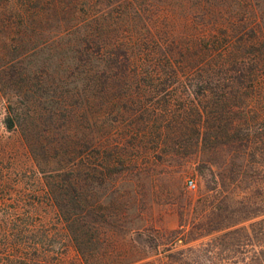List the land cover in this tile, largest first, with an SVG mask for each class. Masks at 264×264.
<instances>
[{"label": "trees", "instance_id": "16d2710c", "mask_svg": "<svg viewBox=\"0 0 264 264\" xmlns=\"http://www.w3.org/2000/svg\"><path fill=\"white\" fill-rule=\"evenodd\" d=\"M99 1L0 0L1 123L27 132L23 138L37 169L55 164L42 194L72 245V264L117 259L107 249L116 232L104 218L112 212L91 202L90 144L97 151L100 180L103 169L112 168L116 189L117 165L132 164L146 177L154 162L148 155L179 137H185V147L207 152L214 192L204 208L176 211L180 242L216 235L206 247L167 253L163 264H184L183 259L196 264L200 256L202 264H264V34L222 27L161 43L157 35L140 38L103 29L102 15H89ZM79 10L87 15L79 17ZM181 77L205 85L188 90L176 113L168 107L169 89L156 97L139 86ZM170 114L185 124L163 125ZM170 156L159 153L154 159ZM0 186H5L2 177ZM12 207L5 216L29 218L32 209ZM242 241L249 242L248 251ZM24 254L21 264L38 256L36 250ZM146 258L121 264H155Z\"/></svg>", "mask_w": 264, "mask_h": 264}, {"label": "rangeland", "instance_id": "374dc122", "mask_svg": "<svg viewBox=\"0 0 264 264\" xmlns=\"http://www.w3.org/2000/svg\"><path fill=\"white\" fill-rule=\"evenodd\" d=\"M78 13L79 17L87 15L80 10ZM89 15H102V27L109 32H125L140 38L157 35L161 43L187 40L222 27L249 35L255 30L257 37L264 34V0H102L89 7ZM201 84L205 85L181 77L170 81H144L139 86L145 94L156 97L162 96L160 89H169L166 94L170 101L168 107L170 112L176 113L179 102L185 101L186 92L197 91ZM117 85L123 84L117 82ZM126 85L135 87L133 82ZM206 85L215 87L214 83ZM2 103L0 98V177L5 182V186H0V264H21L24 253L29 254L34 250L38 256L33 260L25 259V264H72L75 260L72 245L52 205L42 194L49 181L47 173L55 164L43 165V169L36 168L23 138L27 132L24 133L23 129L7 130L1 123L4 114ZM170 117L162 122L163 125L173 127L185 124V120L179 121L171 114ZM177 144L184 147H176ZM89 147L91 202L95 208L100 205L112 212L104 219L116 232L107 249L116 254L117 259L108 264L126 263L142 255H147V260L154 259L155 264H163L167 253H176L187 246L202 248L210 244L209 240L216 233L181 243V233L178 232L180 217L176 213L180 208H204L213 199L212 173L204 162L208 157L204 149L185 147V137L171 138L166 147L156 150L153 156V153L148 155L150 161H154L150 170L146 169L148 176L144 177L132 164L117 165L120 174L118 187L114 189L111 186L112 178L116 175L114 170L110 167L103 169L100 180L97 151L91 144ZM143 150L139 148V151ZM159 153H169L171 156L168 159L164 157L166 160H155L154 156ZM141 157L143 154L138 157L142 165L144 159ZM186 179H192L193 188L185 187ZM35 203L38 207L34 210L32 204ZM12 206L18 211L32 209L29 218L17 220L10 218V215L5 216L4 211L10 214ZM124 209L127 210L122 216L113 214ZM17 210L14 212L18 214ZM120 225L123 229L118 228ZM240 243L243 250L250 249L248 241ZM8 257L12 262L6 261ZM198 260L201 262L196 264H202V256ZM183 263L191 264L188 259H183Z\"/></svg>", "mask_w": 264, "mask_h": 264}, {"label": "built area", "instance_id": "2783aa9c", "mask_svg": "<svg viewBox=\"0 0 264 264\" xmlns=\"http://www.w3.org/2000/svg\"><path fill=\"white\" fill-rule=\"evenodd\" d=\"M184 184H185L186 188H193L194 187V183H193L192 179H186Z\"/></svg>", "mask_w": 264, "mask_h": 264}]
</instances>
